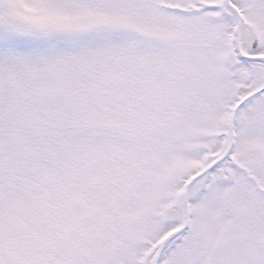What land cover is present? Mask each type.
<instances>
[{"label": "snow or ice", "instance_id": "6c2138e0", "mask_svg": "<svg viewBox=\"0 0 264 264\" xmlns=\"http://www.w3.org/2000/svg\"><path fill=\"white\" fill-rule=\"evenodd\" d=\"M0 264H264V0H0Z\"/></svg>", "mask_w": 264, "mask_h": 264}]
</instances>
